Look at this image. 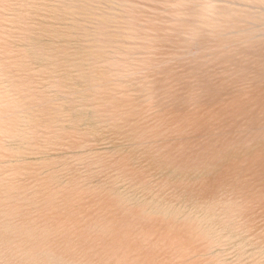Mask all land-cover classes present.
<instances>
[{"label": "rangeland", "instance_id": "1", "mask_svg": "<svg viewBox=\"0 0 264 264\" xmlns=\"http://www.w3.org/2000/svg\"><path fill=\"white\" fill-rule=\"evenodd\" d=\"M0 264H264V0H0Z\"/></svg>", "mask_w": 264, "mask_h": 264}]
</instances>
